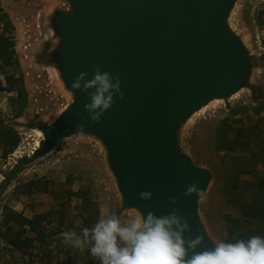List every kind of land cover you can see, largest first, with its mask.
<instances>
[{
	"label": "water",
	"instance_id": "95a60500",
	"mask_svg": "<svg viewBox=\"0 0 264 264\" xmlns=\"http://www.w3.org/2000/svg\"><path fill=\"white\" fill-rule=\"evenodd\" d=\"M53 15L59 38L54 56L71 91L74 79L92 65L119 75L124 99L103 115L89 118L88 94L73 102L52 124L31 160L78 133L101 140L125 208L157 216L173 208L191 227L186 236L204 237L200 250L213 248L198 212L202 196L185 195L196 184L203 195L212 178L179 144V131L198 110L228 98L247 85L252 64L228 19L236 0H65ZM72 92V91H71ZM84 123L83 132L78 125ZM153 193L150 200L139 193ZM176 197L179 203L171 204Z\"/></svg>",
	"mask_w": 264,
	"mask_h": 264
},
{
	"label": "rangeland",
	"instance_id": "374dc122",
	"mask_svg": "<svg viewBox=\"0 0 264 264\" xmlns=\"http://www.w3.org/2000/svg\"><path fill=\"white\" fill-rule=\"evenodd\" d=\"M15 25V64L8 68L22 76L25 96L9 87L0 96V123L20 136L9 155L0 151V219L6 207L32 217L47 213V246L38 253L52 264H100L90 252L63 242L61 233L91 227L102 214L127 217L117 179L101 140L78 133L64 138L44 156L31 160L36 130L54 123L73 102L55 50L59 38L53 15L66 9L65 0H0ZM228 23L241 38L252 64L246 86L228 98L215 99L194 113L179 131L184 153L212 173L199 200L202 223L214 241L228 240L230 219L240 217L239 206L263 195L264 180V0H236ZM5 82V81H4ZM41 137V139H42ZM233 141L235 150L220 148ZM5 244L0 264H38Z\"/></svg>",
	"mask_w": 264,
	"mask_h": 264
},
{
	"label": "clouds",
	"instance_id": "9594fccd",
	"mask_svg": "<svg viewBox=\"0 0 264 264\" xmlns=\"http://www.w3.org/2000/svg\"><path fill=\"white\" fill-rule=\"evenodd\" d=\"M92 78L81 72L73 81L71 91L88 94L89 103L84 105L91 121L100 123L103 115L116 103L124 99L121 80L117 74L101 71L92 65ZM84 121L78 125L83 132ZM203 196L196 184L186 185L185 195ZM153 193L142 191L140 199L150 200ZM176 205V197L169 198ZM191 232L190 224L178 209L157 216L137 211L134 215L121 217L115 212L102 214L89 228L79 233L68 230L61 233L63 242L81 252L87 249L100 264H264V236L253 235L234 242L217 241L213 248L200 250L204 237L186 236Z\"/></svg>",
	"mask_w": 264,
	"mask_h": 264
},
{
	"label": "trees",
	"instance_id": "16d2710c",
	"mask_svg": "<svg viewBox=\"0 0 264 264\" xmlns=\"http://www.w3.org/2000/svg\"><path fill=\"white\" fill-rule=\"evenodd\" d=\"M14 36L15 25L0 2V96L9 87L12 91L17 90L18 96L23 97L26 93L23 77L8 71L16 63ZM221 138L220 148L235 150L236 144L233 141L227 142L226 137ZM19 142V133L0 123V151L7 156L17 149ZM256 187L264 191V180ZM239 210L240 217L230 219L227 241L234 242L237 238L247 239L253 235L264 236V194L254 195L242 202ZM47 216V213H40L29 217L23 212L6 207L0 219V245L5 244L22 257H32V263L52 264L45 255H38L43 246H47Z\"/></svg>",
	"mask_w": 264,
	"mask_h": 264
},
{
	"label": "bare ground",
	"instance_id": "6f19581e",
	"mask_svg": "<svg viewBox=\"0 0 264 264\" xmlns=\"http://www.w3.org/2000/svg\"><path fill=\"white\" fill-rule=\"evenodd\" d=\"M36 133H37V135H38L40 138L36 141L34 148H36L37 146H39V144H40V140H41V137H42V133H41V131L36 130Z\"/></svg>",
	"mask_w": 264,
	"mask_h": 264
}]
</instances>
